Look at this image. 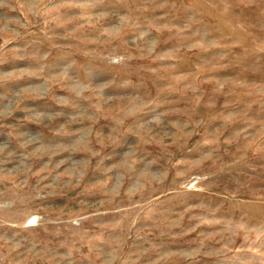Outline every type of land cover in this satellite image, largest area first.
<instances>
[{"label":"rangeland","instance_id":"rangeland-1","mask_svg":"<svg viewBox=\"0 0 264 264\" xmlns=\"http://www.w3.org/2000/svg\"><path fill=\"white\" fill-rule=\"evenodd\" d=\"M0 264H264V0H0Z\"/></svg>","mask_w":264,"mask_h":264}]
</instances>
